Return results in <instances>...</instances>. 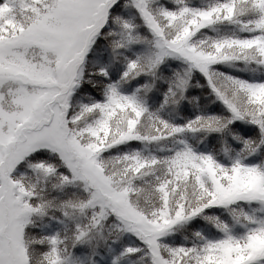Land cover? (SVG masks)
<instances>
[{"label":"snow or ice","instance_id":"1","mask_svg":"<svg viewBox=\"0 0 264 264\" xmlns=\"http://www.w3.org/2000/svg\"><path fill=\"white\" fill-rule=\"evenodd\" d=\"M0 264H264V0H0Z\"/></svg>","mask_w":264,"mask_h":264}]
</instances>
